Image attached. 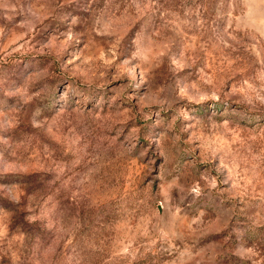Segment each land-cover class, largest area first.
<instances>
[{"label": "clouds", "instance_id": "9594fccd", "mask_svg": "<svg viewBox=\"0 0 264 264\" xmlns=\"http://www.w3.org/2000/svg\"><path fill=\"white\" fill-rule=\"evenodd\" d=\"M53 46L75 78L0 110V264H264V0H0V65Z\"/></svg>", "mask_w": 264, "mask_h": 264}, {"label": "rangeland", "instance_id": "374dc122", "mask_svg": "<svg viewBox=\"0 0 264 264\" xmlns=\"http://www.w3.org/2000/svg\"><path fill=\"white\" fill-rule=\"evenodd\" d=\"M33 51L36 52V50ZM29 55L31 56L32 54ZM63 55V53L59 52L57 46H53L51 49L46 48L44 52L38 53L39 57H25L29 68L27 72L23 73L18 72L12 62L0 65V110L7 111L12 107H22L24 105L23 99L19 96L9 98L5 96V92H13L20 88L27 89L29 94H31L33 90H38L40 97L34 103L42 104L54 92L58 81L74 79L75 74L73 72L68 70L61 71L59 67L58 57L62 58ZM111 75L112 79L106 85L101 84L96 87H107L115 103L113 105L114 110L118 105H122L125 108L131 105L136 111H139L142 105L144 110L148 111V106L151 105L153 110H156L159 104L165 103L163 93L159 96L151 94L157 91L156 87L146 84L142 92L137 95L127 77L117 80L114 72ZM107 99L108 97L106 96L105 100ZM91 106V103H89L88 107ZM108 110L105 107V112ZM148 123H151V121H148ZM133 164L134 161L129 163V171L132 170Z\"/></svg>", "mask_w": 264, "mask_h": 264}]
</instances>
